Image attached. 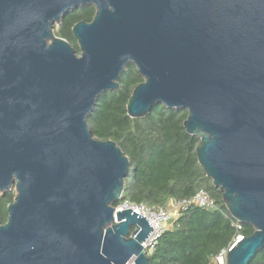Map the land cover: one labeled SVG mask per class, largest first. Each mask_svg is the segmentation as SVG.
I'll list each match as a JSON object with an SVG mask.
<instances>
[{
	"label": "water",
	"instance_id": "water-1",
	"mask_svg": "<svg viewBox=\"0 0 264 264\" xmlns=\"http://www.w3.org/2000/svg\"><path fill=\"white\" fill-rule=\"evenodd\" d=\"M81 6L77 53L53 28ZM128 64L143 82L127 115L185 109L198 163L254 229L226 264L264 247V0H0V264H149L148 220L114 218L129 160L87 123Z\"/></svg>",
	"mask_w": 264,
	"mask_h": 264
},
{
	"label": "trees",
	"instance_id": "trees-1",
	"mask_svg": "<svg viewBox=\"0 0 264 264\" xmlns=\"http://www.w3.org/2000/svg\"><path fill=\"white\" fill-rule=\"evenodd\" d=\"M94 13V6L69 11L54 34L67 40L79 53L72 27L79 21L90 22ZM141 82L143 78L136 67L128 64L120 74L118 88L99 95L87 117L93 137L114 141L129 160V174L114 206L126 201L164 207L170 200L190 199L204 190L215 208L188 206L172 220L171 228L158 239L148 260L149 264H211L212 258L235 236H250L254 229L230 215L221 192L198 163L196 149L201 141L197 135L186 132L185 109H169L158 103L144 117L127 115V102ZM14 196V190L0 194V224L6 222L7 205ZM235 223L241 225L240 230ZM249 264H264V247Z\"/></svg>",
	"mask_w": 264,
	"mask_h": 264
},
{
	"label": "built area",
	"instance_id": "built-area-1",
	"mask_svg": "<svg viewBox=\"0 0 264 264\" xmlns=\"http://www.w3.org/2000/svg\"><path fill=\"white\" fill-rule=\"evenodd\" d=\"M190 205H196L205 209H213L215 205L204 190L197 191L190 199L184 200H170L166 206L149 207L144 204H131L123 202L115 206V210H131L139 217L144 216L151 225L152 231L146 237L143 248L146 255L149 257L155 250L158 239L161 235L169 229L172 220L180 216V214ZM237 230H240L241 225L235 223ZM243 236L237 235L227 245L221 249L211 260V264H226L227 252L235 244L236 240L242 239Z\"/></svg>",
	"mask_w": 264,
	"mask_h": 264
},
{
	"label": "bare ground",
	"instance_id": "bare-ground-1",
	"mask_svg": "<svg viewBox=\"0 0 264 264\" xmlns=\"http://www.w3.org/2000/svg\"><path fill=\"white\" fill-rule=\"evenodd\" d=\"M117 212V210L114 211V218H115V213ZM146 240V239H145ZM145 240L142 242V246L144 245Z\"/></svg>",
	"mask_w": 264,
	"mask_h": 264
},
{
	"label": "rangeland",
	"instance_id": "rangeland-1",
	"mask_svg": "<svg viewBox=\"0 0 264 264\" xmlns=\"http://www.w3.org/2000/svg\"><path fill=\"white\" fill-rule=\"evenodd\" d=\"M57 26H58L57 24H54V28H53V30H54L55 28H57Z\"/></svg>",
	"mask_w": 264,
	"mask_h": 264
}]
</instances>
